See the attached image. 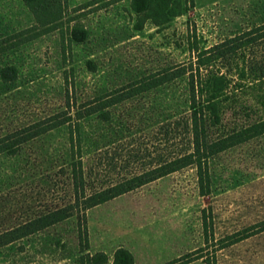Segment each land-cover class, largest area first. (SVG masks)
<instances>
[{"label": "rangeland", "instance_id": "1", "mask_svg": "<svg viewBox=\"0 0 264 264\" xmlns=\"http://www.w3.org/2000/svg\"><path fill=\"white\" fill-rule=\"evenodd\" d=\"M58 2L39 23L22 0H0V139L18 133L0 152V234L79 207L0 247V264H94L88 256L97 253L112 264L119 248L134 264H264V133L208 158L203 189L189 166L88 209L85 219L79 213L82 196L193 148L186 77L106 103L263 24L264 0H193L158 26L129 0ZM216 105L218 121L206 114L207 142L264 121V80L230 89ZM53 116L64 125L16 142Z\"/></svg>", "mask_w": 264, "mask_h": 264}, {"label": "trees", "instance_id": "2", "mask_svg": "<svg viewBox=\"0 0 264 264\" xmlns=\"http://www.w3.org/2000/svg\"><path fill=\"white\" fill-rule=\"evenodd\" d=\"M41 23L43 15L53 13L58 0H22ZM131 10L142 21H151L154 25H163L173 18L179 17L186 9L193 8V0H129ZM187 1V2H186ZM59 4V2H58ZM81 41V37L76 38ZM186 77L187 94L190 111V129L192 136V152L163 163L146 172L122 180L89 196H82L79 213L85 219V212L95 206L134 191L146 184L165 177L183 168H196L200 188L208 183L207 160L235 145L264 133V121L252 124L247 128L233 132L226 137L212 142L206 141V114L218 121L216 101L223 98L230 89H241L247 84L264 80V23L250 28L240 34L225 39L207 49L196 50L194 57L187 63L162 70L148 78H144L115 99L106 103V107L115 105L140 93L161 86L177 78ZM4 79V78H3ZM92 112H89L91 114ZM88 114V115H89ZM61 125L64 120L53 116L49 120L35 123L23 131L17 143H23L47 133ZM21 131V132H22ZM12 133L0 139V152L9 151ZM13 143V142H12ZM74 206L49 211L26 223L0 234V247L41 231L73 216ZM87 241V231L83 230ZM94 264H105L107 258L102 253L88 256ZM112 264H134L132 255L124 248H119L113 255ZM168 264H182L178 259Z\"/></svg>", "mask_w": 264, "mask_h": 264}, {"label": "crops", "instance_id": "3", "mask_svg": "<svg viewBox=\"0 0 264 264\" xmlns=\"http://www.w3.org/2000/svg\"><path fill=\"white\" fill-rule=\"evenodd\" d=\"M194 3V2H193ZM214 3V2H213Z\"/></svg>", "mask_w": 264, "mask_h": 264}]
</instances>
